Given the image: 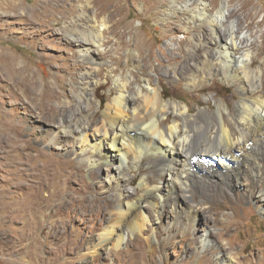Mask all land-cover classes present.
I'll return each instance as SVG.
<instances>
[{
	"label": "rangeland",
	"instance_id": "obj_1",
	"mask_svg": "<svg viewBox=\"0 0 264 264\" xmlns=\"http://www.w3.org/2000/svg\"><path fill=\"white\" fill-rule=\"evenodd\" d=\"M101 1H105L102 15L112 17L109 24L115 23L116 32L123 31V35L104 33V39L111 43L107 51L90 49L93 58L100 61L95 65L82 60L74 45L68 43L71 32L68 25L72 26V20H77L78 28L91 26V21L79 18V14L84 9L85 14L92 16L95 6L87 10L80 7V0H46L48 7L42 9L41 0H0V264H214L216 257L224 260L228 256L233 259L232 264H264V212L257 207L260 196L249 197L252 180L243 181L232 194L215 183L200 186L191 182L185 188L186 195L203 204L201 220L197 221L195 230L169 228L173 213L168 207L163 218L157 219L160 221L154 224L156 227L148 226L142 236L129 233L117 247L108 245L97 251L87 248L91 235L101 226L109 209L91 219L89 206L84 207L75 200L70 209L66 201L81 193L102 201L113 192L103 191L98 185L94 189L95 184L85 170L82 183L90 188L74 182L62 189V193L58 192L59 181L68 171L79 167V163L66 146L42 143L41 132L44 135L50 132L54 122L50 116H38L35 100H26L21 95L25 76L30 73L38 80L37 89L47 86L60 90L59 84L63 83L65 93L52 97L49 104L59 115L65 98L72 99L68 106L77 111L76 86L87 92L91 102L89 112L101 111L113 97L111 90L115 83L110 68L116 65L120 66L119 71L131 75H148L153 80L159 77L164 98L186 103L193 115L207 107L214 110L215 102L222 99L232 106L238 96L235 84L222 76H209L201 86L188 85L175 69H181L183 62L179 61L177 66L153 58L150 62L147 60L150 48L164 58L188 59L199 57L205 51L214 53L207 23L198 16L191 19L193 15L184 8L185 3L197 7L194 0ZM205 1L213 3L214 8L223 2L227 11L245 3L229 20L239 21L242 31L251 30L257 44H261L258 38L264 32V0ZM99 18L92 19L93 23L97 24ZM117 39L125 44L117 45L119 51H114L113 43ZM115 56L119 57L118 61ZM263 63L264 53L256 56L254 67ZM21 117L27 121L16 130ZM8 126L15 127L14 139L8 136L11 135ZM32 127L38 130L37 135ZM208 156L209 161L201 159L200 162L218 168L215 159ZM262 157L264 167V154ZM145 162L143 158L139 166L141 172L146 171ZM137 184L138 177L131 186ZM58 205L62 207L56 211ZM82 208L88 213L83 214ZM147 210L153 218H158L151 208ZM175 222L177 227L182 225V221ZM203 232L208 234L204 246L197 241Z\"/></svg>",
	"mask_w": 264,
	"mask_h": 264
},
{
	"label": "bare ground",
	"instance_id": "obj_2",
	"mask_svg": "<svg viewBox=\"0 0 264 264\" xmlns=\"http://www.w3.org/2000/svg\"><path fill=\"white\" fill-rule=\"evenodd\" d=\"M80 1V7L84 6L88 10L95 6L96 10L89 16L82 8L79 18H86L92 24L78 28L77 20H72L73 25H68L71 29V32L68 29V43L74 45L82 60L96 65L100 61L93 58L90 49L107 51L106 47L111 40H105L104 33L116 32V24L110 25L112 17L109 19L102 15L105 1ZM193 3L197 7L185 3L184 8L193 15L191 19L198 16L204 20V24L207 23L208 32L214 41V53L205 51L199 57L188 59L164 58L150 48L147 60L150 62L153 58L160 63L167 61L168 65L174 63L177 66L179 61L183 62L181 69H175L188 85L201 86L209 76H222L237 88V100L232 106L222 99L215 102L214 110L207 107L193 115L191 107L186 103L184 105L164 98L159 77L153 80L148 75H131L119 71L120 66L116 65L110 68L115 83L111 90L113 97L104 104L101 111L94 109L89 112L91 102L87 92L76 86L74 100L78 106L77 111L68 106L72 99L65 98V105L59 115V111L49 104L52 97L65 93L63 83L59 84L60 90L54 89L56 91L47 86L37 89L38 80L31 77L30 73L25 76L21 95L26 100H35L40 114L38 116H50L54 122L50 132L46 135L41 132L42 143L66 146L72 158L79 163V167L68 171L69 176L59 181L58 192L62 193V189L74 182L82 183L84 170L95 184L94 189L98 185L103 191L113 192L102 201L96 197L88 198L82 193L66 201L70 209L75 200H79L84 207L89 206L91 219L104 209H109V214L102 218L101 226L90 237L87 246L90 251L101 250L108 245L117 247L129 233L142 236L148 226L151 228L160 221L157 219L163 218V212L168 207L173 213L169 219V228L173 226L177 230H195L197 221L201 220L200 209L203 204L189 194L186 195L185 188L191 182L200 186L215 183L224 192L232 194L234 188L241 187L243 181L252 180L248 188L249 197L260 196L257 207L264 212V63L254 67L256 56L264 53V32L258 38L261 44H257L256 35L251 30L242 31L239 21L229 20L232 14L243 9L245 3L228 11L223 2L215 8L213 3L207 4L205 0H194ZM40 7H48L46 0H41ZM98 18L100 21L93 23ZM251 23H247V26ZM116 33L123 35V31ZM122 44L125 42L117 39L113 43L114 51H119L117 45ZM115 59L118 61L119 57L115 56ZM155 65L153 67L156 70ZM43 74H46L45 70ZM24 119L20 118V122L15 125L16 130L22 128V123L27 121ZM13 128L9 127L11 135H8L12 139L15 132ZM32 130L37 135L38 130L33 127ZM203 155L212 156L218 168L214 164L211 166L200 162ZM143 158H146V171L141 172L139 166ZM136 177L138 184L132 187ZM82 185L90 188L85 183ZM61 207L58 205L56 211ZM147 208L156 212L158 218H153ZM81 212L85 214L88 210L82 208ZM175 220L182 221V225L177 227ZM207 235L203 232L198 237L197 241L203 246L207 244ZM229 258L231 256L224 260L216 257L214 264H232L233 259Z\"/></svg>",
	"mask_w": 264,
	"mask_h": 264
},
{
	"label": "clouds",
	"instance_id": "obj_3",
	"mask_svg": "<svg viewBox=\"0 0 264 264\" xmlns=\"http://www.w3.org/2000/svg\"><path fill=\"white\" fill-rule=\"evenodd\" d=\"M204 157H208L209 158V160H210V157L209 156H206V155H204ZM211 162V161H210Z\"/></svg>",
	"mask_w": 264,
	"mask_h": 264
}]
</instances>
